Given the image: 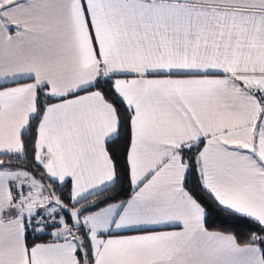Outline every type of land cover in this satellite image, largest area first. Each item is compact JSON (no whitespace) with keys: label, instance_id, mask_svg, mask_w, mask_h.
Masks as SVG:
<instances>
[{"label":"snow or ice","instance_id":"snow-or-ice-1","mask_svg":"<svg viewBox=\"0 0 264 264\" xmlns=\"http://www.w3.org/2000/svg\"><path fill=\"white\" fill-rule=\"evenodd\" d=\"M0 264H264V0H0Z\"/></svg>","mask_w":264,"mask_h":264}]
</instances>
